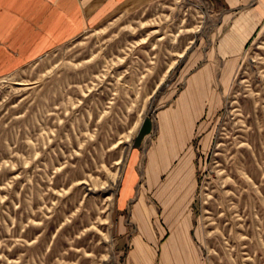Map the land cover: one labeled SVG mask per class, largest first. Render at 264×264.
Returning <instances> with one entry per match:
<instances>
[{
  "label": "rangeland",
  "instance_id": "rangeland-1",
  "mask_svg": "<svg viewBox=\"0 0 264 264\" xmlns=\"http://www.w3.org/2000/svg\"><path fill=\"white\" fill-rule=\"evenodd\" d=\"M259 1L152 0L0 78V264H132L142 234L131 205L166 181L146 171L163 155L159 116L172 111L196 118L171 163L190 191L166 193L168 210L146 193L159 214L150 230L164 237L188 220L198 264H264V19L236 42ZM134 151L122 245L116 202Z\"/></svg>",
  "mask_w": 264,
  "mask_h": 264
},
{
  "label": "crops",
  "instance_id": "crops-1",
  "mask_svg": "<svg viewBox=\"0 0 264 264\" xmlns=\"http://www.w3.org/2000/svg\"><path fill=\"white\" fill-rule=\"evenodd\" d=\"M150 1L152 0H0V78L44 56L52 48L79 33L101 25L110 17L124 11H132ZM222 2L229 8H236L244 5L247 0H222ZM259 3L264 8V0ZM262 11L260 15L251 13V21L247 17L241 18L243 22L237 27V31L242 33L236 40L238 47L245 46L253 38L264 19V11ZM180 107L184 108L182 105ZM185 109L187 112V107ZM194 115L193 113L179 115L176 111H172L164 112L159 116L160 125L167 124L168 127L160 136L161 141H164L161 146L163 155L162 159L157 155L154 156L153 159L156 158L157 163L148 167L146 175L154 177V180L164 175H167V178L162 183H148L149 185L141 190L140 198L131 205V214L142 234L130 243L133 248L132 252H128L127 258L132 264H152L153 256L150 260V249L155 253L159 251L160 254L180 256L181 264H198L197 247L190 233L191 222L170 221L172 226L169 234L167 236L165 234L164 237L155 236L154 231L150 230V224L159 214L145 200L146 193L155 192L156 196L160 197L156 203L160 208L168 210L170 206L167 205L169 201L165 199L166 193L190 191L186 185L174 182L183 175V168L180 166L172 170L171 163L177 153L189 147L194 138L193 122L196 120ZM177 124L180 126L178 127ZM175 127H178V130ZM171 138L173 142L167 146V139ZM137 154L138 152L134 151L126 166L116 202L115 231L122 245H127L124 238L126 228L123 217L124 211L135 196ZM167 160L168 162H165ZM167 212L166 216L170 214V211ZM173 214L175 215V212ZM161 228L163 230V227Z\"/></svg>",
  "mask_w": 264,
  "mask_h": 264
}]
</instances>
